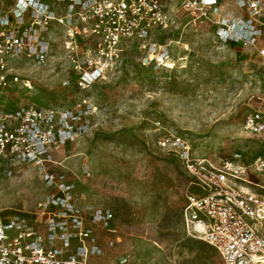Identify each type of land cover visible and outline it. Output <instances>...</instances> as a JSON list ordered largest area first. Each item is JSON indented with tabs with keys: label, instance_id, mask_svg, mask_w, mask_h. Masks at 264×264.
<instances>
[{
	"label": "rangeland",
	"instance_id": "374dc122",
	"mask_svg": "<svg viewBox=\"0 0 264 264\" xmlns=\"http://www.w3.org/2000/svg\"><path fill=\"white\" fill-rule=\"evenodd\" d=\"M9 2L0 0L5 7ZM166 2L173 24L150 36L158 45L169 44L166 64H148V50L136 39L125 40L105 78L82 91L56 45L46 66L10 63L30 88L14 84L0 90V105L92 108L89 130L51 149L42 166L0 169V211L33 216L54 192L45 173L65 175L76 182L82 206L115 213L114 232L95 228L102 251L90 257L93 264H118L122 257L132 264H225L211 245L184 229L190 175L179 155L160 148L162 138L182 137L193 158L241 165L245 186L264 196V136L243 129L248 113L264 116V37L253 44L219 38L223 19L248 17L238 0H220L214 20L196 25L181 10V0Z\"/></svg>",
	"mask_w": 264,
	"mask_h": 264
},
{
	"label": "built area",
	"instance_id": "2783aa9c",
	"mask_svg": "<svg viewBox=\"0 0 264 264\" xmlns=\"http://www.w3.org/2000/svg\"><path fill=\"white\" fill-rule=\"evenodd\" d=\"M220 0H181L183 12L197 21H213ZM247 18L222 20L221 40L253 44L264 37V4L238 0ZM173 24L166 0H10L0 4V90L12 85L30 88L10 63L29 61L46 66L56 45L74 71L76 87L86 91L115 65L125 40L136 39L148 50V64L161 66L169 44L151 41L154 29ZM261 24V25H260ZM21 84V85H20ZM89 105L73 108L40 106L34 102L0 105V169L50 160V150L76 140L90 124ZM243 129L264 136L261 111L248 113ZM160 148L179 155L190 181L181 220L184 229L211 245L225 264H264V196L245 186L241 165L191 157L180 136L159 140ZM10 173V172H8ZM86 175L89 171L84 170ZM54 189L33 216L0 211V264H93L101 253L95 228L114 232L115 213L105 207L82 206L76 182L63 174L45 173ZM111 240V239H110ZM118 264H132L122 257Z\"/></svg>",
	"mask_w": 264,
	"mask_h": 264
},
{
	"label": "bare ground",
	"instance_id": "6f19581e",
	"mask_svg": "<svg viewBox=\"0 0 264 264\" xmlns=\"http://www.w3.org/2000/svg\"><path fill=\"white\" fill-rule=\"evenodd\" d=\"M249 181L246 180V183H248Z\"/></svg>",
	"mask_w": 264,
	"mask_h": 264
},
{
	"label": "crops",
	"instance_id": "0c3cea01",
	"mask_svg": "<svg viewBox=\"0 0 264 264\" xmlns=\"http://www.w3.org/2000/svg\"><path fill=\"white\" fill-rule=\"evenodd\" d=\"M112 226H113V223H112ZM102 229H100V231H101Z\"/></svg>",
	"mask_w": 264,
	"mask_h": 264
}]
</instances>
